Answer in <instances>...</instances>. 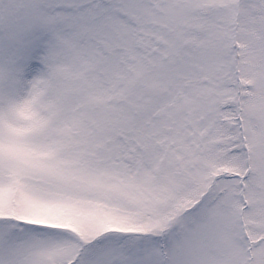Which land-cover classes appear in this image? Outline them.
<instances>
[{
	"label": "snow or ice",
	"instance_id": "6c2138e0",
	"mask_svg": "<svg viewBox=\"0 0 264 264\" xmlns=\"http://www.w3.org/2000/svg\"><path fill=\"white\" fill-rule=\"evenodd\" d=\"M0 264H264V0H0Z\"/></svg>",
	"mask_w": 264,
	"mask_h": 264
}]
</instances>
